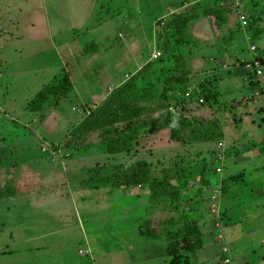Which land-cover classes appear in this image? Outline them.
Masks as SVG:
<instances>
[{
	"label": "rangeland",
	"instance_id": "rangeland-1",
	"mask_svg": "<svg viewBox=\"0 0 264 264\" xmlns=\"http://www.w3.org/2000/svg\"><path fill=\"white\" fill-rule=\"evenodd\" d=\"M0 48L11 63L0 87V195L46 188L31 200L38 219L59 200L50 186L57 178L87 187L85 197L98 202L94 211L107 209L108 195L115 204L128 199L125 220L122 207L112 208L101 220L106 229L95 225L93 264H171L172 242L178 264H264V193L258 199L252 192L259 184L247 183L233 198L232 262L219 253L218 230L208 240L195 219L200 209L206 219L203 173L218 182V131L225 127L241 142L264 140V0H0ZM107 103L144 108L126 141L114 131L122 132L119 122L106 134L101 124L76 130ZM178 117L192 121L182 134L203 127V136L183 144L157 128ZM189 145L200 148L189 154ZM140 160L150 182L113 192L111 178ZM151 183L160 185L154 191ZM139 225L160 234L155 250H129Z\"/></svg>",
	"mask_w": 264,
	"mask_h": 264
},
{
	"label": "crops",
	"instance_id": "crops-1",
	"mask_svg": "<svg viewBox=\"0 0 264 264\" xmlns=\"http://www.w3.org/2000/svg\"><path fill=\"white\" fill-rule=\"evenodd\" d=\"M2 57V48H0V69L4 70L0 74V87L4 88L6 82H8L7 73L11 69V63L3 60ZM232 76L236 78V75ZM97 95L96 92L93 97L96 98ZM262 99L264 98L262 97ZM263 105L264 103L260 107L261 111ZM159 131L163 133L165 129ZM225 131L226 128L224 127L221 130L222 136L220 137L224 147L219 149L217 157L212 156V158L211 155H208V160L212 158V162H216L217 168H220V172L216 171L218 182H214L211 173L206 171L204 173V184L200 187V195H203L207 200V209H205L207 216L205 213L204 216L206 219L208 217L209 221L203 218L201 209L199 210V216H196L195 219L196 224L199 226L198 229L202 232V236L205 235V238H209V234L213 229L218 230L217 235L214 234V237L216 236L215 240L220 241L221 244L224 243V246H222L223 251L221 249L219 253L222 254L223 258L228 259L226 262H229L231 260L226 254L229 255L230 245L234 243L236 237L233 236L232 230L230 232L227 230L228 225L234 224L232 210L237 208V206H233L234 196L242 188L247 187V183H252V186L259 184L258 187L252 190L255 193L253 197L260 199L264 193L262 188L264 184V140L255 141L251 138L241 142L240 136L230 137L226 135ZM258 144L263 145L262 148ZM199 148L196 145H189L187 152L189 154L195 153ZM2 163H6V160L2 159ZM44 171L43 168L42 173L38 175L39 178H43ZM71 181L69 180V184H59L57 178L55 183L50 185L59 200L53 208L48 204L42 205L43 203L39 202L42 208L50 207L45 208L46 210L40 219L30 214L31 209H35L33 208L34 203L31 205V200L39 195V192L45 191L46 188L41 189L38 188L40 185H36L19 194L7 193L0 195V264H93L95 225L101 224V228L106 229V222L103 223L101 220L106 219V216H104L106 210L112 208L119 209L122 207L121 218L125 220L129 215V207L127 206L129 204L126 202L128 199L124 197L120 204H115L114 196L108 195L102 201V207L107 209L94 211L93 206H97L98 202L85 197L87 187L74 184ZM125 192L128 195L132 194L130 191ZM64 193H66V196H64ZM200 197H195L194 206H197V200ZM58 204L63 206L64 210L57 209ZM203 205H205L204 201L201 200V208ZM66 206L70 209L69 211ZM100 214L103 218L101 217L98 221L93 220ZM137 229L138 232H134L133 235L132 231L126 232L128 238L132 235V238L138 241V244L135 243L129 250L142 251L140 249L146 250L150 247L151 250H155L154 247L159 243L160 234L145 233L140 230V227ZM63 232L65 233L64 236L62 235ZM263 243L264 239L262 240ZM233 263L236 264V262Z\"/></svg>",
	"mask_w": 264,
	"mask_h": 264
},
{
	"label": "trees",
	"instance_id": "trees-1",
	"mask_svg": "<svg viewBox=\"0 0 264 264\" xmlns=\"http://www.w3.org/2000/svg\"><path fill=\"white\" fill-rule=\"evenodd\" d=\"M129 86L130 83L125 84L123 88L119 91V93L115 96L119 97L121 95V92L127 90ZM110 105H111L110 103H107L99 107L98 109L94 110L90 114L89 118H87L76 130H80L84 128V126L86 125L90 126L91 124L93 125L101 124V126L104 127V132L106 134L110 131L111 125L113 126L115 122H119L124 124V126H122V130H121L122 132H118L117 129H114V131L117 132V136H119L120 140L126 141L127 139H129L126 133L130 131H135L138 128V120L142 116L144 108L138 105H129L127 103H122L115 110L113 109V106ZM191 122L192 121H189L185 117H178L176 120L171 121L169 123L165 122L163 126L157 125V128H162V127L168 128L170 131L171 140L180 141L183 144L184 143L186 144L188 142L192 143L193 141H196L197 139L203 136V132L205 129L203 127H198L199 129L195 127L192 130H190V132L185 136V134L181 133V129L189 127ZM218 136L219 137L222 136V133L219 131L217 137ZM147 166L148 165L146 161L140 160L134 163L133 165L127 167V169L122 171L121 173L113 176L111 178V187H112L111 190L114 192L115 189L133 188L132 186L136 187L139 184L141 185L150 182L147 177L146 170H144ZM174 173L175 171L171 170V175H173ZM157 185L151 183L149 186L151 190L155 191ZM174 199L176 200L177 197ZM139 227L140 230H143L142 229L143 227L141 225ZM143 232L148 233L146 229L143 230ZM178 247H179L178 242H172L167 247V254L170 257L171 264L179 263Z\"/></svg>",
	"mask_w": 264,
	"mask_h": 264
},
{
	"label": "built area",
	"instance_id": "built-area-1",
	"mask_svg": "<svg viewBox=\"0 0 264 264\" xmlns=\"http://www.w3.org/2000/svg\"><path fill=\"white\" fill-rule=\"evenodd\" d=\"M240 21H241L242 27H244V26L246 25V23H247V21H246V19H245L244 16H241V17H240ZM249 49H250L251 52H257V51H258L257 48H256V46H255V45H252V44L249 46ZM160 56H161V53H160V52H157V53H154V54H153L152 58H153L154 60H156V59H158ZM257 66H258V65H256V68H257ZM261 73H262V72H261L260 69H256V74H257V75H260ZM263 98H264V92H263ZM202 101H203V100L200 99V102H202ZM262 111H263V113H264V105L262 106ZM219 146H222V144L220 143ZM217 172H220V168H217Z\"/></svg>",
	"mask_w": 264,
	"mask_h": 264
}]
</instances>
